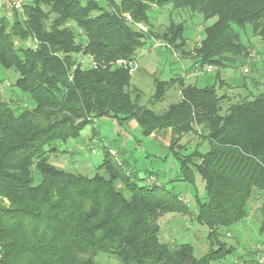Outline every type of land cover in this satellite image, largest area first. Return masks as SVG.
Returning <instances> with one entry per match:
<instances>
[{
  "label": "trees",
  "instance_id": "16d2710c",
  "mask_svg": "<svg viewBox=\"0 0 264 264\" xmlns=\"http://www.w3.org/2000/svg\"><path fill=\"white\" fill-rule=\"evenodd\" d=\"M103 2L26 0L23 13L0 17V68L19 75L13 84L0 78V264H97L101 252L123 264L221 262L235 250L221 240L223 231L249 217L255 191L264 195V92L224 111L217 85L155 78L152 106L173 86L181 91L180 102L158 113L140 105V90H129L131 73L147 41H162L174 54L187 44L183 23L156 32L151 6L171 4L204 23L214 20L195 51L178 56L191 57L189 74H198L247 64L254 45L243 43L240 30L250 26L264 43V0ZM94 118L135 121L144 138L170 131L175 181L196 186L200 177L205 184L196 211L153 173L152 184L139 185L140 170L121 159L125 148H105L97 169L104 174L92 178L52 164L58 151L47 147L78 139ZM188 135L199 141L185 154ZM259 212L264 233V202ZM165 213L206 226L209 252L197 257L192 245L161 243L157 221Z\"/></svg>",
  "mask_w": 264,
  "mask_h": 264
},
{
  "label": "rangeland",
  "instance_id": "374dc122",
  "mask_svg": "<svg viewBox=\"0 0 264 264\" xmlns=\"http://www.w3.org/2000/svg\"><path fill=\"white\" fill-rule=\"evenodd\" d=\"M96 1L105 7L103 0ZM121 2L122 0H117L118 4ZM10 13V11L0 7V17ZM98 14L95 13L94 15ZM149 14L151 25L160 34L172 22L183 23L187 44L184 50L177 52V54H174L170 48H166V44L162 41L158 43L147 41L144 48L140 50L136 60L137 69L131 73L129 90L136 89L142 92L141 106L161 113L180 101L181 98L178 94L180 89L178 85H175L167 92L163 101L152 106L150 100L155 94V78L169 81L173 77L180 76L185 79L186 84H197L199 87L217 85L218 97L222 99L224 111L231 104L243 101V99L251 100L264 92V43L254 37L250 26H247L245 30H240L243 43L254 45L250 53L251 59L246 65L237 68L229 66L214 70L211 73H208L207 67H205L199 70L196 76H191L189 71L192 67V58L178 56L184 51L194 52L204 37L205 28L211 26L214 20L204 23L202 16L193 15L186 9H174L171 4L161 8L151 6ZM72 26L74 27V25ZM157 45L159 46L156 47ZM82 59L85 62L88 61L84 56L80 57V60ZM6 77L10 78L8 83L12 82L13 84L19 75L13 71H5L0 68V78ZM221 81H225V85H221ZM7 90H9L8 87L3 95L4 100H7ZM139 130V127H134V124H119L110 118H94L78 139L70 140L67 143L57 142L47 147V151L51 149L58 151L56 155L50 156L52 164L70 173L92 178L97 173L104 174L103 171L99 172L97 169L104 162L105 148L112 147L115 150L125 148L126 153L121 156V159L134 165L135 170H140L139 177L143 180L138 182L139 185L152 184L155 180L150 181L147 172L153 173L154 177L159 180L158 184H163L167 192L172 191L174 194L180 195L190 210L195 212L197 209L195 197L199 195L202 199L206 198L205 184L202 179L198 177L196 186L175 181L178 176L176 158L170 153L168 147L157 140L144 138ZM191 136L190 141L186 142L184 138L183 142L195 146L199 141V136ZM205 150L203 149V151ZM193 151L194 148H189L185 154ZM118 187L121 185L118 184ZM255 195L256 193L250 200V207L251 204L255 203ZM126 196L129 197L130 194L126 192ZM263 202L264 197L261 200V203ZM260 221L261 215L258 212L255 216L248 217L229 230H224L221 240L235 250L232 255H228L221 262L214 264L257 263L259 249L264 247V233L260 232ZM157 225L160 227V241L163 244L172 247L192 245L197 257L206 255L210 250L209 229L199 224L195 219L193 220L189 215L165 213L159 217ZM95 261L97 264H123L115 255L103 252L96 256Z\"/></svg>",
  "mask_w": 264,
  "mask_h": 264
},
{
  "label": "crops",
  "instance_id": "0c3cea01",
  "mask_svg": "<svg viewBox=\"0 0 264 264\" xmlns=\"http://www.w3.org/2000/svg\"><path fill=\"white\" fill-rule=\"evenodd\" d=\"M192 74L193 73H191L190 75H192ZM178 94H179V97L181 98V91H178ZM129 124H134V127H136V128L138 127L137 123L135 121H133ZM139 131L141 133V130H139ZM165 135H166V137H165ZM149 138H151L152 140H157L158 142L162 143L164 146L169 147L171 132L170 131L156 132V133L152 134ZM191 138H192L191 135L186 136L185 137L186 142L190 141ZM165 139H166V142H165ZM186 144H189V148H194V149L197 146V144L195 146L191 145V143H186ZM254 193H256V195L254 197L255 203L251 204V212H250L249 217L255 216L259 212V209H260L261 204H262L261 200L264 197V195L262 197L257 191H255ZM253 195H252V197H253Z\"/></svg>",
  "mask_w": 264,
  "mask_h": 264
},
{
  "label": "built area",
  "instance_id": "2783aa9c",
  "mask_svg": "<svg viewBox=\"0 0 264 264\" xmlns=\"http://www.w3.org/2000/svg\"><path fill=\"white\" fill-rule=\"evenodd\" d=\"M26 5V0H0V7L5 8V10L10 11V14H7V16L12 17L13 12L17 11L20 13L24 12V7ZM128 19L130 20V17H128ZM142 27V26H140ZM159 45H157L156 47H158ZM76 68H74L75 70ZM206 71L208 73H211L214 71V68L212 66H208L206 68ZM197 72H194L191 76H196ZM70 79H72V77H70ZM154 179H150V181H153ZM259 254H258V264H264V247H261L259 249Z\"/></svg>",
  "mask_w": 264,
  "mask_h": 264
}]
</instances>
